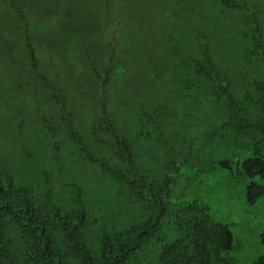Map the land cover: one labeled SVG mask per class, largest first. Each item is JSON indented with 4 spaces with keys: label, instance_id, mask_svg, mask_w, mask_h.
Masks as SVG:
<instances>
[{
    "label": "trees",
    "instance_id": "1",
    "mask_svg": "<svg viewBox=\"0 0 264 264\" xmlns=\"http://www.w3.org/2000/svg\"><path fill=\"white\" fill-rule=\"evenodd\" d=\"M194 1L214 7L217 22L183 8L178 11L187 15L175 21L154 17L157 0H0V59L16 75L49 89L42 70L53 57L44 51L66 45L87 63L88 72L79 63L77 73L88 86L99 82L105 90L111 82L135 93L134 118L117 127L104 111L89 142L72 127L68 95H59L55 118L65 144L111 178L115 196L145 214L122 230H98L83 208L56 205L51 190L0 179V264L236 263L228 225L212 220L204 202L185 200L178 185L203 180L201 173L217 164L232 175L263 179L247 186L250 202L264 194V0ZM170 23L189 28L159 33ZM164 76L179 90L176 99L155 94ZM175 106L209 110L214 121L193 131L168 126L165 113ZM151 136L166 156L173 154L154 180L135 170L134 161L135 144ZM214 152L219 158L203 169ZM252 264H264V250Z\"/></svg>",
    "mask_w": 264,
    "mask_h": 264
},
{
    "label": "rangeland",
    "instance_id": "2",
    "mask_svg": "<svg viewBox=\"0 0 264 264\" xmlns=\"http://www.w3.org/2000/svg\"><path fill=\"white\" fill-rule=\"evenodd\" d=\"M157 1L156 12L151 13L154 17H170L175 21L187 15L178 11L183 8L189 10V14L195 12L196 17L203 16L212 19V23L217 22L211 16L216 10L214 7L197 5L194 0H184L178 6L171 0ZM165 1L171 2L169 7ZM163 6L167 8L163 9ZM172 24L169 27L173 28ZM169 27L163 26L159 33L166 35L189 28L176 26L172 31ZM190 28L198 29L191 25ZM46 51L44 54L49 52L53 57L42 70V74L50 80L49 89H37L27 75H16L17 68L11 62L0 59V179L4 182L10 178L16 184L39 186V193L51 190L56 205L66 209L83 208L91 219L97 220L98 230L117 231L140 223L145 214L130 209L115 196L111 178L79 156L76 148L65 144L60 133L61 126L54 116L57 110L55 103L61 99L59 95H68L67 107L72 113V127L80 132L84 141L89 142L92 139L89 130L100 122L104 111L114 115L117 127L119 123L125 124L126 118H134L136 110L133 102L136 97L132 94L135 93L131 90L132 94H129L111 82L105 90L99 82L88 86L84 78L89 70L87 63L77 61L70 46L59 45ZM79 63L86 67L84 75L77 73V69H82L77 67ZM55 72L58 75L56 82ZM166 78L171 80L164 76L157 84L155 94L169 100L176 99L180 96L177 93L179 90L174 88L172 80L167 82ZM172 109L170 103L169 110ZM174 110L176 113H165V118L169 119L168 126L178 127L180 124L182 128L193 131L205 128L214 121L206 109L198 111L192 107L190 112L185 113L183 106H175ZM169 128L167 133L171 134ZM154 140L155 136L140 138L134 148L135 170L142 172L148 180L157 178L159 170H166V163L173 161V154L170 152L166 156L164 145ZM217 152L209 157L210 160H202L203 169H208L212 161H217ZM147 153L150 158L154 157L156 163L147 160ZM213 166L212 171L201 173L204 174L203 180L191 181L186 187L179 184L178 191L182 190L185 200L204 202L212 220L228 225L233 234L235 264H252L264 250V194L250 202L247 186L250 182L261 183L263 179L232 175L217 164ZM196 169L191 168L190 172Z\"/></svg>",
    "mask_w": 264,
    "mask_h": 264
},
{
    "label": "clouds",
    "instance_id": "3",
    "mask_svg": "<svg viewBox=\"0 0 264 264\" xmlns=\"http://www.w3.org/2000/svg\"><path fill=\"white\" fill-rule=\"evenodd\" d=\"M54 116L56 117L57 115H56V112L54 113Z\"/></svg>",
    "mask_w": 264,
    "mask_h": 264
}]
</instances>
